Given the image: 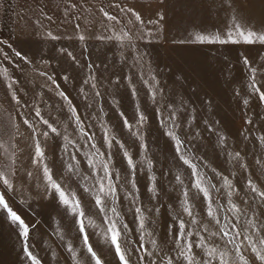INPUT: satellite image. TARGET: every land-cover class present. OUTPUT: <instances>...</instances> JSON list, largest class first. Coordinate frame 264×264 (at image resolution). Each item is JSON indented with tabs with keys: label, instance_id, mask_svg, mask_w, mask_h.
Wrapping results in <instances>:
<instances>
[{
	"label": "rangeland",
	"instance_id": "rangeland-1",
	"mask_svg": "<svg viewBox=\"0 0 264 264\" xmlns=\"http://www.w3.org/2000/svg\"><path fill=\"white\" fill-rule=\"evenodd\" d=\"M73 4L40 1L34 19L0 29V171L11 185L0 182V194L30 226L31 253L40 264H93L74 215L47 185L46 165L78 198L103 264H120L100 235L108 217L129 264H187L185 239L198 262L209 259L195 247L203 241L230 262L238 245L248 264H261L250 243L259 248L264 238V102L252 84L264 92V44L199 43L194 34L226 38L234 20L264 31V0H99L89 18L73 17ZM37 143L44 159L33 163ZM109 184L105 214L95 196ZM181 220L192 235L176 243ZM24 243L0 209V264H31Z\"/></svg>",
	"mask_w": 264,
	"mask_h": 264
},
{
	"label": "snow or ice",
	"instance_id": "snow-or-ice-1",
	"mask_svg": "<svg viewBox=\"0 0 264 264\" xmlns=\"http://www.w3.org/2000/svg\"><path fill=\"white\" fill-rule=\"evenodd\" d=\"M128 11L132 12L136 20L138 21L141 20V17L138 13L134 12L131 9H129ZM105 16H107L108 19L110 20H115V17L109 16L108 13H105ZM161 19H163V17H161ZM224 35L226 36V38H222L220 34L195 33L194 39L199 43L254 44L258 42V43L264 44V31L258 32L252 29L251 27H249L247 24L240 22L239 20H234L233 24L228 28L227 32ZM125 37H127L126 33H125ZM80 38L83 39V37H80ZM53 39H55V37H53ZM69 55L71 54L69 53ZM15 56L27 62V57H24L22 53L19 51L15 52ZM5 59H7L6 55H5ZM244 64L245 65L249 64V60L247 57L244 58ZM251 71L255 72L256 70L251 69ZM41 75H46V73H41ZM2 76L3 74L0 73V77ZM12 83H15V81H12ZM252 87L253 89H255V91L260 93V100L264 102V92H260V89L256 87L255 83L252 84ZM60 95L64 96V93L61 92ZM13 99H15V97H13ZM65 99H67V97H65ZM245 103H247V101H245ZM37 115H39L38 112H37ZM144 119L145 118L141 114L140 120L143 121ZM25 123L27 124L28 121H25ZM43 123L48 124V121L45 120L43 121ZM124 123L126 127L129 126L128 121L126 119ZM48 127L53 133L57 131L51 125H48ZM168 134L173 136V138L175 139L174 133H168ZM42 135L47 137L48 132H43ZM177 144L178 145L180 144L178 140H177ZM177 152L178 154H180L181 160H183L185 164H188L190 167H192L189 160L186 159L185 156L181 153V147H177ZM238 155L239 154L237 153V156ZM125 158L128 160L129 166L133 167L131 157H129L127 153H125ZM43 159H44V153L40 147V144L37 143L35 147V157L33 159V163H37L38 160L42 162ZM149 166H150V162H149ZM69 171H72L71 167H69ZM104 171H105L104 179H108V169L106 165L104 167ZM43 173L47 180L48 187L52 189L53 193L58 197L60 203L65 207V209L68 212H70L72 215H74L76 224L78 225L79 232L83 239L84 247L90 256L91 261L93 262V264H103L101 257L97 254V251L94 250L93 245L89 243V236L86 233L85 213L82 210V207H81V204L78 198L76 197L74 193H70L66 189L62 188V186L56 180L53 179V173L46 165L43 167ZM77 174H78V170H77ZM29 175H31V173H29ZM193 176L195 177L194 187H196L200 192H202L205 198H207L208 196L207 190L201 187L202 177L200 176L199 173L195 171L193 172ZM177 180L182 183V180L179 176H177ZM0 182H2L4 185L8 187H11L9 180L5 178V174L3 171H0ZM133 187H135V185H133ZM151 190L155 191L154 189H151ZM85 191H88V189L86 188ZM252 191L256 192L257 189L253 186ZM114 193H115V188L111 184L107 186V189L103 185L100 186L98 193L95 196V202H96V206L100 208L101 213H105V201L102 199V196L106 197L108 195H114ZM184 195L187 196L188 194L185 193ZM260 195L264 197V193H260ZM185 205H187V200L185 201ZM0 209H2L4 213L6 214V217L9 223L11 225H14L15 229L18 230L22 243L27 242L30 237V226L27 223H25L22 217L10 207L9 203L7 202L3 194H0ZM233 209L236 210L235 206H233ZM110 211L112 213H116V209L114 207L111 208ZM139 211L140 209L138 208L137 212ZM184 211L187 212L189 215H191V212L189 211L187 206L184 207ZM209 215L210 216L214 215V210L211 208L209 209ZM138 219L140 220V227L143 228L144 227L143 217H138ZM105 222L109 226L104 230L103 233H100L101 238L108 241L112 245V247L115 250V254L120 261V264H129L128 257L130 256V253L126 252V250L124 249L123 243L121 241L122 230L117 228L116 222H114L111 217H108ZM192 222L193 223L196 222L194 218ZM93 225H94V221L89 219L87 221V226H93ZM32 227H35V226L33 225ZM124 228L126 229L127 226L125 225ZM221 231L224 232L225 236L229 235V233L225 231L224 229H221ZM182 235L184 237L192 235L190 231L185 232V223L183 220L179 222V232L174 233V242L179 243ZM245 239H250V238L245 237ZM153 243L155 242L153 241ZM259 245L261 247L258 248L256 244L250 243V247H251L252 252L254 253L255 259L259 260L261 264H264V238L259 239ZM142 247L143 245H141V248ZM195 247L204 248L205 255L208 256L209 259L204 260L202 262H198L196 260V256L193 255V244L188 243L187 240L185 239L184 247L181 248L180 250V255L184 257V259L187 261V264H211V257L213 256H216L220 264H248L247 259L242 254H239L240 248L238 245L235 246V252L238 254V260H232L231 262L227 258L228 256L227 252H222L216 248H211V247L206 248L205 245L203 244V241H201V243H196ZM69 251L71 252L73 250L69 248ZM23 252L25 256L27 257V259L31 261V264H40V261L37 259V257L31 253L27 243H24ZM217 253L219 254L217 255ZM167 264H172V260L169 259L167 261Z\"/></svg>",
	"mask_w": 264,
	"mask_h": 264
},
{
	"label": "crops",
	"instance_id": "crops-1",
	"mask_svg": "<svg viewBox=\"0 0 264 264\" xmlns=\"http://www.w3.org/2000/svg\"><path fill=\"white\" fill-rule=\"evenodd\" d=\"M40 1L44 0H0V29H12L16 24L15 20L19 18L34 19L35 15L33 12L36 9L35 5ZM67 1L74 3L72 8L77 14H74L73 17H97V15H93L92 13L97 12L99 0H62L64 3ZM82 12H85L86 15H83ZM0 33L7 32L0 30Z\"/></svg>",
	"mask_w": 264,
	"mask_h": 264
}]
</instances>
